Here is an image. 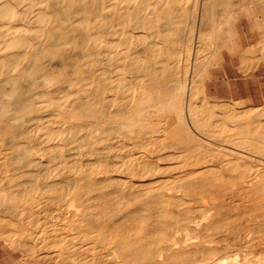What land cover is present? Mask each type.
<instances>
[{
  "label": "bare ground",
  "instance_id": "1",
  "mask_svg": "<svg viewBox=\"0 0 264 264\" xmlns=\"http://www.w3.org/2000/svg\"><path fill=\"white\" fill-rule=\"evenodd\" d=\"M263 76L264 0H0V243L264 264Z\"/></svg>",
  "mask_w": 264,
  "mask_h": 264
},
{
  "label": "rangeland",
  "instance_id": "2",
  "mask_svg": "<svg viewBox=\"0 0 264 264\" xmlns=\"http://www.w3.org/2000/svg\"><path fill=\"white\" fill-rule=\"evenodd\" d=\"M254 38L256 39V33L255 32H254V35H253V40H255ZM247 46H249V44ZM250 73H252V72H250ZM229 74H230V80L233 83L232 84L233 88L237 87V84H235L236 82L241 83V82L244 81V76L241 73L240 74L239 73H235V72L233 73L232 71H230ZM218 75H222V73L219 72ZM216 89L219 90L220 99H223V98L224 99H229V98H231V92H230L231 91V86L227 85V83L220 84V85H218V87H216L214 84L211 85L209 94L212 95V96H215L216 95V93H215ZM242 95H244V94L239 95V97H242ZM199 134H201V132ZM199 134H198V136L200 138H202V139H205L208 143H210V144H212L214 146H218L219 145V143L217 144L215 142L213 143V141H209V139H208L209 136L207 137L206 135H204L203 132H202L201 135H199ZM202 136H204V137H202ZM250 152L252 154H254V150L250 151ZM252 158H256V157H254L253 155H250L249 160H252ZM259 159H261V158H259ZM256 160H258V159L256 158ZM1 227L2 228L3 227H7V225L5 223H0V228ZM19 258H20V256H19V254L17 252L13 251L9 247L4 246V245H2L0 243V264H23L22 261Z\"/></svg>",
  "mask_w": 264,
  "mask_h": 264
}]
</instances>
